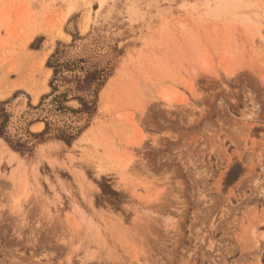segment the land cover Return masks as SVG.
I'll return each mask as SVG.
<instances>
[{
    "label": "rangeland",
    "instance_id": "rangeland-1",
    "mask_svg": "<svg viewBox=\"0 0 264 264\" xmlns=\"http://www.w3.org/2000/svg\"><path fill=\"white\" fill-rule=\"evenodd\" d=\"M0 130V264H263L264 0H0Z\"/></svg>",
    "mask_w": 264,
    "mask_h": 264
},
{
    "label": "bare ground",
    "instance_id": "bare-ground-1",
    "mask_svg": "<svg viewBox=\"0 0 264 264\" xmlns=\"http://www.w3.org/2000/svg\"><path fill=\"white\" fill-rule=\"evenodd\" d=\"M82 2H84V3H86L85 1H82ZM20 100V101H19ZM26 100L25 99H21V97H20V99L18 98L17 99V105H16V107L14 108L15 109V111L18 113L19 111H20V109H23L24 107V105H25V102ZM15 103V102H14ZM13 104V103H12ZM14 105V104H13ZM26 106V105H25ZM14 118V117H13ZM143 164V163H142ZM142 166V165H141ZM139 169V168H138ZM145 170H147L146 168H145ZM166 199V198H165ZM159 200V199H158ZM17 201H19V200H17ZM160 202V201H159ZM161 203V202H160ZM16 204H18V203H16ZM155 203H153V205H154ZM152 206V205H151ZM164 206V205H163ZM167 214H166V217L165 218H162V221H163V219H164V221H165V224H166V221H170L171 222V220H170V218L169 217H171L170 216V214H168L169 212H166ZM24 215L25 214H22V215H20V217H17V221H18V223L20 224V227L21 228H23V227H26V224H25V220H26V217L27 216H25L24 217ZM162 216H163V214H162ZM165 216V215H164ZM173 217V216H172ZM169 222V223H170ZM18 223L16 224V225H18ZM163 223V222H162ZM168 223V224H169ZM174 223V222H173ZM171 224V223H170ZM89 227V226H88ZM166 227V226H165ZM85 228V227H84ZM87 228V227H86ZM163 228V227H162ZM166 229H168V228H166ZM165 229V230H166ZM78 230V229H77ZM81 230V229H80ZM164 230V229H163ZM30 231H31V229H30ZM75 232V231H74ZM72 234V233H71ZM59 235V234H58ZM63 235V234H62ZM94 235H96L95 233L93 234H90L89 232H87V231H85V233H83V234H81V235H78L79 237H78V244H76V247H73L72 246V242H69V244H70V246L68 245V243L66 242V243H64V241L62 242L63 244H64V246L66 247V248H68L69 249V251H75V253L77 254V252L78 253H80V255L82 254L84 257L86 256L87 258L88 257H93L94 259L96 258V256L98 255V254H100V252L102 251V249L105 251V249H104V247H102V245H101V243L100 242H105V240H103V237H102V240L103 241H101L100 239L101 238H99L100 236H99V234L98 235H96V236H98V238L96 239V236L94 237ZM76 236H77V234H76ZM59 237V236H58ZM61 237V236H60ZM72 237V236H71ZM72 238H75V234L73 235V237ZM100 240V242H99V240ZM60 242V241H59ZM77 242V241H76ZM103 242V243H104ZM61 243V244H62ZM102 243V244H103ZM74 249V250H73ZM101 250V251H100ZM68 251V252H69ZM72 253V252H71ZM67 253H65V255H66ZM74 254V253H73ZM97 254V255H96ZM108 255V257L107 258H109V254H108V252L106 251L105 253H104V255ZM68 255V254H67ZM79 255V254H78ZM78 255H76V258H77V256ZM96 255V256H95ZM98 257V256H97ZM103 257V256H102ZM102 257H100V261H101V258ZM67 258V261L65 260V259H63V260H65L66 261V263L67 264H71V260L69 261V256H67L66 257ZM78 258H80V257H78ZM83 258V257H82ZM75 259V258H74ZM94 259H92V260H94ZM106 259V258H105ZM82 260H84V259H82ZM82 260H80V261H82ZM91 260V259H90ZM98 260V259H97ZM64 261V262H65ZM63 262V261H62ZM74 262V263H73ZM77 262H78V260H77ZM76 262L75 261H72V264H75ZM112 264V263H111ZM115 264V263H114Z\"/></svg>",
    "mask_w": 264,
    "mask_h": 264
},
{
    "label": "trees",
    "instance_id": "trees-1",
    "mask_svg": "<svg viewBox=\"0 0 264 264\" xmlns=\"http://www.w3.org/2000/svg\"><path fill=\"white\" fill-rule=\"evenodd\" d=\"M44 132H41L40 134H43ZM1 130H0V136H1ZM63 139V138H62ZM65 140V139H63ZM10 142V141H9ZM10 146L15 151H18L20 153H23V150L27 149V147L22 143H17L15 145ZM241 174V169L238 164L233 165L230 170L227 172L226 180L227 178L229 180V183L235 181L239 175ZM99 188L101 189V195L103 197V200L106 201L109 205H111L114 209L119 210L120 208L118 205L120 204V201L117 199V197L120 196V194L117 191L112 190L108 185H104L102 183H98ZM106 198V199H105ZM262 263L264 264V256L262 257Z\"/></svg>",
    "mask_w": 264,
    "mask_h": 264
},
{
    "label": "crops",
    "instance_id": "crops-1",
    "mask_svg": "<svg viewBox=\"0 0 264 264\" xmlns=\"http://www.w3.org/2000/svg\"><path fill=\"white\" fill-rule=\"evenodd\" d=\"M32 95L34 98H36V96H37L36 93H34V92H32Z\"/></svg>",
    "mask_w": 264,
    "mask_h": 264
}]
</instances>
